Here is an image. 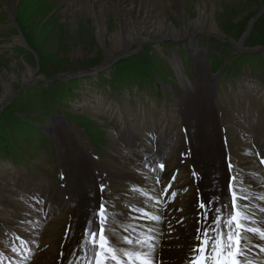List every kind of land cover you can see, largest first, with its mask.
Masks as SVG:
<instances>
[{
	"label": "rangeland",
	"instance_id": "rangeland-1",
	"mask_svg": "<svg viewBox=\"0 0 264 264\" xmlns=\"http://www.w3.org/2000/svg\"><path fill=\"white\" fill-rule=\"evenodd\" d=\"M5 1H0L1 222L6 204L17 205L16 189L43 185L59 206L67 200L55 193L78 140L101 167L114 168L112 136L145 118L173 129L181 145L179 164L188 165L182 174L198 175L187 161L192 149L178 114L191 88L201 94L198 99L192 94L188 104L198 124L208 126L212 98L221 107L225 144L235 139L227 116H235L240 103L257 110L264 126V0H150L153 20L140 21L134 10L123 12L113 0H103L100 21V10L84 0ZM142 10L140 16L148 15ZM162 21L171 27L165 29ZM181 34L203 51L201 65L184 49ZM247 79L259 85L258 96L244 86ZM244 92L250 96L244 98ZM50 227L55 251L58 226Z\"/></svg>",
	"mask_w": 264,
	"mask_h": 264
},
{
	"label": "bare ground",
	"instance_id": "bare-ground-1",
	"mask_svg": "<svg viewBox=\"0 0 264 264\" xmlns=\"http://www.w3.org/2000/svg\"><path fill=\"white\" fill-rule=\"evenodd\" d=\"M71 1L70 5L78 3L77 0ZM84 1L85 5L100 10L98 20H102L103 0ZM11 2L15 3V0ZM113 2L123 12L126 9L134 10V14L139 15L137 21L153 20L152 13L155 10L150 0ZM4 3L8 4L5 0ZM141 8L148 15L140 16ZM162 22L165 29L171 27L166 24L168 22ZM215 30L214 25L213 31ZM181 35V40L187 41V48L194 60L201 65L203 51L191 45L189 39L184 37L185 34ZM177 66L176 69L181 71ZM251 79H247L244 86L255 88L251 90V94L258 96L259 85ZM186 83L191 85L190 82ZM210 91L211 88L206 86L204 95H209ZM192 94L196 96L195 99L201 96L191 88L189 97H182L183 104L178 114L183 120L186 137L189 138L188 146L192 149L187 161H191L193 167L190 168H195L198 172L195 181L193 173L188 170V173L182 174V170L187 169L188 165L179 164L181 145L173 137V129L158 121L151 123L145 121L146 118L141 119L142 116L136 122L137 125L132 128L128 126L120 135L112 136L118 156L117 159H112L115 162L114 168L101 167L95 154L78 140L72 145L73 152L67 159L68 173H62L63 179L55 193V196L63 200L66 196L64 203L59 206V202L50 199L51 192L48 194L47 188L41 185L26 188L25 191L16 189L18 192L13 194L16 197V207L11 201L6 204L9 207L3 206L5 212L3 221H0V264H88L94 249L84 238V233L89 227L87 220L91 219L90 207L96 208L100 203V185L105 186L103 196L110 210L109 224L114 225L113 230L116 232V246L123 243L122 238L125 235L134 242L137 237L148 239L154 247V264H190V245L197 243L194 239L195 229L201 225L211 227L213 223L210 218L200 220L198 204L201 200L212 197L214 193L230 197V193L226 192L230 176H237L234 187L248 196L245 203L253 214L255 226H264V213L259 211L264 207V199H261L264 197V126L258 118L259 113L255 115L257 110L240 103V107L236 108V115L227 116L228 123L234 125L235 139L225 144L224 136L221 135L227 122L218 119L221 107L216 99L212 98L210 103L208 101L209 124L204 127L197 123L196 117L191 113L192 108L188 107L194 98L190 97ZM243 96L247 98L250 95L244 92ZM149 118L151 120V116ZM211 129H214V135L210 134ZM209 153H213V159L209 157ZM229 161L233 162L231 173L227 167ZM160 163L164 164L163 170L159 168ZM62 184L64 185L61 186ZM135 209H143L149 215H160L162 221L159 224L150 221ZM50 226H58L55 229V235L59 238L54 245L55 251H52V243L48 241L51 240V235L47 234ZM40 228L42 230L38 231ZM108 236H112L111 231H108ZM33 237L38 238L31 249L29 244ZM85 243H89L88 258H85V253L80 248ZM124 246L132 247L126 244ZM262 247L264 241H258V237L252 236L249 239L246 256L254 264H264V252L260 251ZM13 248L16 249L15 252L12 251ZM1 252L9 253L5 255ZM105 264L115 262H111L109 258L105 260Z\"/></svg>",
	"mask_w": 264,
	"mask_h": 264
},
{
	"label": "snow or ice",
	"instance_id": "snow-or-ice-1",
	"mask_svg": "<svg viewBox=\"0 0 264 264\" xmlns=\"http://www.w3.org/2000/svg\"><path fill=\"white\" fill-rule=\"evenodd\" d=\"M227 167L231 173L233 162L229 161ZM159 168L163 170L164 164L160 163ZM193 175L195 176L196 173L193 172ZM236 181L237 176H230L226 186V192L230 193V197L214 193L212 197L199 202L200 220L210 218L213 223L211 227L201 225L195 229L194 239L197 243L190 245L192 253L190 264H254V261L246 256L249 250L248 242L252 236L258 237V241H264V226H255V221L252 219L253 214L248 204L245 203L248 196L234 187ZM100 192L102 193L100 203L96 208L90 207L89 209L91 219L87 220L89 227L84 233V238L94 249L88 264H93V261L94 264H105V260L109 258L115 264H154V247L148 239L137 237L134 242L132 238L125 235L122 238L123 243L116 246V232L113 230L114 225L109 224L110 210L103 196L104 185H100ZM171 195L175 196V193ZM135 210L140 211L145 218L157 224L162 221L160 215H149L143 209ZM259 211L264 213V207ZM249 224L252 226H248ZM108 231L112 232V236H108ZM124 244L132 247H125ZM80 248L85 253V258H88L89 243L80 245ZM12 251L15 252L16 249L13 248ZM260 251L264 252V247L260 248Z\"/></svg>",
	"mask_w": 264,
	"mask_h": 264
},
{
	"label": "water",
	"instance_id": "water-1",
	"mask_svg": "<svg viewBox=\"0 0 264 264\" xmlns=\"http://www.w3.org/2000/svg\"><path fill=\"white\" fill-rule=\"evenodd\" d=\"M41 128L45 129L44 127H41Z\"/></svg>",
	"mask_w": 264,
	"mask_h": 264
}]
</instances>
